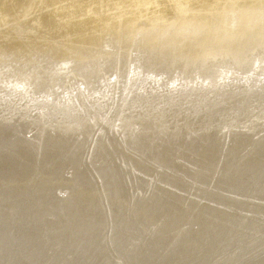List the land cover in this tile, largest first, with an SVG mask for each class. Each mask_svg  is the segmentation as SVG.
<instances>
[{
    "label": "bare ground",
    "instance_id": "obj_1",
    "mask_svg": "<svg viewBox=\"0 0 264 264\" xmlns=\"http://www.w3.org/2000/svg\"><path fill=\"white\" fill-rule=\"evenodd\" d=\"M0 102V264H264V0H0Z\"/></svg>",
    "mask_w": 264,
    "mask_h": 264
},
{
    "label": "water",
    "instance_id": "obj_2",
    "mask_svg": "<svg viewBox=\"0 0 264 264\" xmlns=\"http://www.w3.org/2000/svg\"><path fill=\"white\" fill-rule=\"evenodd\" d=\"M141 61V59H137L136 62ZM54 67H56L54 70L56 72V75L62 79L64 77V75L66 76L69 72H70V68L67 69L66 67L64 68L62 65H54ZM64 68V69H63ZM52 69V67H51ZM111 66L109 65L108 69L103 71V78H100L99 80H97V82L95 83L96 87L94 88L96 90V92H94V90H90L89 93H87V89H89V86H84L81 83H78L77 85H73V88L70 89L69 94L72 97L71 102H67L69 104V106H71L70 108H67L68 104H63L65 101L64 97L65 96H69L68 94L61 92L63 86H61V84H59V82H56L55 79V74H54V81L55 84L52 88L48 89V96L46 97H40L39 101H27L26 106L32 108L37 107V103H40L43 105V107H45V103H43L44 101L50 100V98L54 101V103L46 108L45 111L46 113L51 110V112L47 113L46 116H50L53 118H57L58 121L60 122H70L73 118H75L76 115V110L79 108V113L84 116V117H89L88 115H97L98 113L102 112L100 109V107L98 108V104L97 103H92L95 101H98V99L106 97L108 98H117L118 93H124V97H126V95L129 92H132L133 87H134V79L127 77L126 75H122L120 77H117L116 74H111L110 71ZM53 72V71H52ZM54 73V72H53ZM63 73V74H62ZM127 77V82L125 77ZM116 80H120L119 84L116 82ZM83 83H89V81L84 80ZM115 83V85H114ZM123 85V86H122ZM125 86V87H124ZM84 94V96H82L81 98L77 99L76 94ZM99 93V94H98ZM79 94V95H80ZM98 94V95H97ZM97 97V99L95 98ZM107 99H105V103H107ZM22 101H24L23 103H25L26 101L23 99ZM0 104H2L0 102ZM130 104V105H129ZM129 107L125 108L124 110V114H125V119L127 118H137L136 116H144V117H153L155 115H157L156 112H143L144 109V105L139 103H129ZM32 105H34L32 107ZM132 105V106H131ZM24 106V105H23ZM86 106V107H84ZM104 108V107H103ZM208 107L205 108V112H212L210 109H207ZM43 109V111H44ZM78 111V110H77ZM202 115V114H201ZM197 113L196 117L194 119H197V117L201 116ZM175 116L177 117V113H175ZM204 116V115H202ZM209 117H212V115H210ZM125 123H128L125 121ZM34 132V131H32ZM232 138V137H231ZM208 141V140H207ZM236 141L231 139L228 143L229 146H234L236 145Z\"/></svg>",
    "mask_w": 264,
    "mask_h": 264
}]
</instances>
